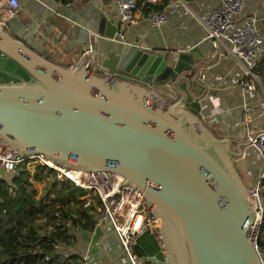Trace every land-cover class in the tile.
Wrapping results in <instances>:
<instances>
[{"label": "water", "instance_id": "water-1", "mask_svg": "<svg viewBox=\"0 0 264 264\" xmlns=\"http://www.w3.org/2000/svg\"><path fill=\"white\" fill-rule=\"evenodd\" d=\"M63 8L53 4L39 17L48 21L45 13L63 15ZM17 22L0 27L1 140L20 156L41 154L74 169L113 165L124 183L143 191L163 234L167 222L158 207L171 220L184 264H264L254 239L258 223L234 165L244 143L234 149L204 125L200 98L188 90L203 95L201 85L168 65L167 52L131 43L107 53L91 72H79L77 63L61 67L39 54L36 24L19 31ZM169 79L180 88L173 101L151 89ZM125 86L148 95L133 98ZM133 249L146 261L182 264L170 247L172 254L168 248L163 254L148 232Z\"/></svg>", "mask_w": 264, "mask_h": 264}, {"label": "built area", "instance_id": "built-area-1", "mask_svg": "<svg viewBox=\"0 0 264 264\" xmlns=\"http://www.w3.org/2000/svg\"><path fill=\"white\" fill-rule=\"evenodd\" d=\"M113 4L117 20L115 35L110 39L123 45L128 43L127 29L135 22L136 0H113ZM20 9V0H0V17L13 18ZM145 18L154 29H161L168 21L164 11L151 10ZM199 28L202 34L193 30L194 42L180 50L188 52L198 48L201 54L198 58L201 68L195 76V81L203 88L200 119L209 128L215 129V133L227 135L236 143H244L240 158H246L247 174L253 178L247 189V200L259 228L264 212V195L261 194L264 186V78L257 67L260 63L264 66V35L256 30L247 0H220L215 7L202 12ZM98 56V49L91 41L81 53L91 68L94 65L97 69L100 62ZM195 65L192 71H196L198 66ZM220 103L222 106H219ZM231 112L234 114L228 118L234 122L229 131L222 121L225 120L223 114ZM23 161H29L32 166H46L54 171L57 180H67L83 189V207L93 216L94 227L91 230L82 229L70 219L65 221L70 237L66 242L59 241L54 245V253L58 255L55 264H100L97 251L101 247L108 254L116 253L104 264H115V260L117 264H156L146 262L133 249L137 237L144 232L153 234L161 252L166 253L160 218L152 213L143 191L124 183L123 177L113 171V165L106 164L105 169L100 171L74 169L55 163L41 154L20 156L0 139V166L5 170L4 179L9 184ZM9 193L13 194L12 189ZM99 228L104 229L100 239L88 242L85 248L77 252L78 256L73 252H61L68 241H74L83 231ZM111 235L117 243L115 250ZM256 249L261 256L264 245L256 246Z\"/></svg>", "mask_w": 264, "mask_h": 264}, {"label": "crops", "instance_id": "crops-1", "mask_svg": "<svg viewBox=\"0 0 264 264\" xmlns=\"http://www.w3.org/2000/svg\"><path fill=\"white\" fill-rule=\"evenodd\" d=\"M148 1L155 4L160 3L162 0ZM183 1L190 2L191 0ZM20 3L21 9L18 11L17 16L13 18L2 16L0 18V27L2 25L6 27L9 21L16 18L18 19V24H16V26L19 31L22 25L28 27L30 23H35L36 30L33 34L40 47V51H38L39 54L61 67L68 68L77 63L79 72H91V65L88 64L85 58L81 57L82 50L88 42L91 41L96 45L100 61L110 51H117V48L121 45L110 39L115 35V23L117 20V11L113 4V0H72L68 3L55 2L54 0H20ZM53 4L64 7L63 15L57 13L50 17L48 13H45L49 20L44 21V19L39 16L43 13V9L46 7L51 8ZM204 10L205 9L201 11V14ZM162 11L167 14L168 21L161 29H154L147 22L145 18L146 14L142 12L141 8H137L134 13L135 22L126 31L127 42L147 51L160 49L167 52L168 65L180 70L179 75H187L188 77L192 75L195 78L201 68V66L199 67L201 64L198 62V58L201 56L200 51L198 48H195L188 52H182L180 46L185 48L190 43L194 42V31L197 30L195 27L199 26L201 14L199 15L190 5H183L182 7L177 4L172 5L170 0H168V4ZM92 29H95L97 33ZM99 31H101V33H99ZM105 33H112V35H106ZM12 35L14 39H19L16 33ZM194 63H196L195 67L198 66L196 71H192L191 69ZM95 76L103 79L106 83L110 81V78L106 75L98 73L95 74ZM173 81L174 79H172V82ZM172 82L169 83L170 85L151 86V89L154 91L153 93H158L157 96L165 97L164 99L169 98V101H173L179 95L178 89L180 88L178 86L179 83L173 86ZM189 82L192 83L193 80ZM122 84L126 85L124 83ZM122 88L126 89V93L130 94L133 98L141 97L143 99L144 96L148 95L147 92L144 93L141 90H134L130 87L125 86ZM214 94L213 92V95ZM148 97L157 100L155 95H149ZM219 106H222V103H220ZM233 114L232 112L223 114L225 120L222 122L229 128V131L234 121H231L228 117H232ZM222 122L221 124H223ZM211 130L215 133V129L211 128ZM215 134L220 137L217 133ZM237 135L239 136V134ZM221 137L229 138L234 149L235 146L239 144L227 135ZM236 169L239 172L238 167H236ZM239 174L241 177L240 172ZM243 182L245 183V181ZM102 233H104L103 228L93 229L90 232L83 231L82 235L77 239L70 242L68 241V244L63 247L61 252H73L78 256V251L85 248L88 242L99 240ZM111 238L110 240L114 244L115 250L117 248V243L112 235ZM115 254L116 253L113 252L108 254L104 247L99 248L97 251L100 264H104L111 257L114 258ZM115 264H117V260H115Z\"/></svg>", "mask_w": 264, "mask_h": 264}, {"label": "trees", "instance_id": "trees-1", "mask_svg": "<svg viewBox=\"0 0 264 264\" xmlns=\"http://www.w3.org/2000/svg\"><path fill=\"white\" fill-rule=\"evenodd\" d=\"M54 1L68 3L72 0ZM167 4L168 0L155 4L148 0H136L137 8H141L144 14L151 10L162 11ZM30 166L29 161L20 163L11 178V184L0 177V264H55L58 255L54 253V245L59 241L66 242L70 237L65 225L67 219L79 224L84 230L94 227L93 216L83 207V189L61 179L52 183V187H56L54 193L49 188L41 195L36 184L47 183L54 171L39 164L33 165L32 170ZM10 189L13 194L9 193ZM45 207L49 209L45 215L51 213L55 225L48 233L40 234L41 227L37 221L42 217ZM257 234L255 244L262 247L264 212ZM169 247L175 252L172 244ZM46 256L50 257L45 259Z\"/></svg>", "mask_w": 264, "mask_h": 264}, {"label": "rangeland", "instance_id": "rangeland-1", "mask_svg": "<svg viewBox=\"0 0 264 264\" xmlns=\"http://www.w3.org/2000/svg\"><path fill=\"white\" fill-rule=\"evenodd\" d=\"M170 1L172 2V5L173 4H177L180 7H182L183 5H186V6L190 5V7L193 10H195L200 15L201 11L203 9L210 10L211 8L215 7L220 0H191L190 2H185L183 0H170ZM247 7H248L249 12L252 13V15H253V19H254V24L256 26V30L261 35H264V0H247ZM2 16H4V15H2ZM195 29L198 30V34H202L203 31L200 30L199 26H196ZM183 46H185V45H183ZM180 48H183V47L180 46ZM258 68H257V71L260 73V75H262L261 77L264 78V67H263V65L259 66ZM259 79L261 80L260 76H259ZM154 86H157V85H154ZM204 125H206V124L204 123ZM209 129L211 130V128H209ZM217 134L220 135V137L223 136V134H220V133H217ZM246 163H247L246 162V158L242 157V158L237 159L234 162V165H235V167H238L239 172L241 173L242 181H245L246 189H248L251 186L252 182H253V178H252V175H248L247 174V172H248L247 170L248 169H247ZM30 169L31 170L33 169L32 165L30 166ZM55 180H57V179H56L55 173H54L52 176H50L48 178L47 183H45V182L37 183L36 187H37V189L39 191V194L44 195L49 188L54 193L55 192L54 190L56 189V187H52L53 186L52 183ZM261 194L264 195V186H262V188H261ZM47 211H49V209H48V207H45L44 211H43V214H42V217L37 221V224L41 227V229L39 230L40 234L48 233V231H50L52 228H54V225H55L54 224V220L51 219V213L49 214V216L45 215V212H47ZM161 228H162V224H161ZM163 228H164V226H163ZM163 232H165V231L163 230ZM257 233H258V231H256V233L254 234L255 241H256L257 235H258ZM165 236H166L165 237L166 248H168L167 251H168L169 254H172L170 249H169V246L171 244L170 240H169V244L167 243L168 242V234H166ZM261 256H262V259H263V262H264V251L261 253Z\"/></svg>", "mask_w": 264, "mask_h": 264}, {"label": "bare ground", "instance_id": "bare-ground-1", "mask_svg": "<svg viewBox=\"0 0 264 264\" xmlns=\"http://www.w3.org/2000/svg\"><path fill=\"white\" fill-rule=\"evenodd\" d=\"M157 210L162 212V215H163V217H165V220L167 222L166 231L168 233V244H169V240H170L171 244L173 245V247L175 249V252H173V254L175 255V258H177V259L179 258L181 263L184 264V261H183L184 256H183V249H182L183 246H182L181 239H180L177 231H175V229L173 228V224H172L171 220L164 214L163 210L159 207ZM159 218H160V216H159Z\"/></svg>", "mask_w": 264, "mask_h": 264}, {"label": "flooded vegetation", "instance_id": "flooded-vegetation-1", "mask_svg": "<svg viewBox=\"0 0 264 264\" xmlns=\"http://www.w3.org/2000/svg\"><path fill=\"white\" fill-rule=\"evenodd\" d=\"M190 76H191V77H189V79L195 81L194 76H192V75H190ZM170 80H171V81H170ZM191 80H188V81H191ZM171 82H172V79H169V80H168V83H164V84H161V85H170L169 83H171ZM190 84H191V83H190ZM168 87H169V86H168ZM169 88H170V87H169ZM171 90H172V89H171ZM188 90H189L190 93L194 94L195 96H198L200 99L202 98L201 93H200V94L195 93V91L192 90L191 86L188 87ZM174 95H176V94H174ZM238 158H240V157H238ZM238 158H237V159H238ZM237 159H235V161H236ZM235 161H234V162H235ZM145 261H146V260H145ZM146 262H148V263H155V262H153V261H146ZM156 264H159V263H156Z\"/></svg>", "mask_w": 264, "mask_h": 264}]
</instances>
